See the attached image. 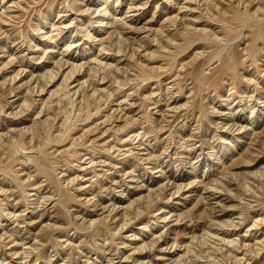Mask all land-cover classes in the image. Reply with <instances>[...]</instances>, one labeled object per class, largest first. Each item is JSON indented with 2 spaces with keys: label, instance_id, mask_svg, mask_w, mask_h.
Wrapping results in <instances>:
<instances>
[{
  "label": "rangeland",
  "instance_id": "rangeland-1",
  "mask_svg": "<svg viewBox=\"0 0 264 264\" xmlns=\"http://www.w3.org/2000/svg\"><path fill=\"white\" fill-rule=\"evenodd\" d=\"M0 95V264H264V0H0Z\"/></svg>",
  "mask_w": 264,
  "mask_h": 264
},
{
  "label": "bare ground",
  "instance_id": "bare-ground-1",
  "mask_svg": "<svg viewBox=\"0 0 264 264\" xmlns=\"http://www.w3.org/2000/svg\"><path fill=\"white\" fill-rule=\"evenodd\" d=\"M103 12H104V11H103ZM108 13H109L108 11H105V12H104V17H106L105 15H107ZM183 28H184V27H183ZM40 29H42V28H40ZM184 30H185V28H184ZM40 31H41V30H40ZM72 46H73V45H72ZM72 46H71V48H72ZM69 48H70V47H68L67 50H70ZM67 50L65 49V51H67ZM67 52H68V51H67ZM67 52H66V53H67ZM68 53H69V52H68ZM91 71H92V70H91ZM72 73L75 74L76 72H72ZM87 74H88V73H87ZM116 74H117V73H116ZM90 75H91V74H90ZM90 75H89V77H90ZM70 76H72V74H71ZM118 76H119V74H118ZM50 78H51V79H54L55 77L52 76V77H50ZM67 78H69V76H67ZM90 78H91V77H90ZM115 78H117V77H115ZM104 79H107V78H104ZM104 79H103V81H105ZM68 80H69V79H68ZM89 80H90V79H89ZM50 81H52V80H50ZM66 81H67V80H66ZM100 81H101V79H100ZM80 88H81V87H80ZM119 88H121V87H119ZM34 89H35V88H34ZM12 90H13V89H12ZM79 91H80V89H79ZM11 92H12V91H11ZM11 92H10V93H11ZM77 92H78V91L76 90L75 93L77 94ZM95 92H97V91H95ZM95 92H94V93H95ZM94 93H93V95H95ZM1 96H2V95H0V97H1ZM89 96H90V95H89ZM84 99H85V98H84ZM81 100H83V99H81ZM86 102H87V100H86ZM82 104H83V103H82ZM79 105H80V104H79ZM80 107H81V106H80ZM83 109H84V108H83ZM78 110H79V109H78ZM98 110H99V109H98ZM65 119H67V118H65ZM73 120H74V119H73ZM77 120H80V119L77 118ZM72 122H73V121H72ZM72 122H71V123H72ZM69 124H70V123H69ZM75 124H76V123H74V125H75ZM69 126H70V125H69ZM69 126H68V127H69ZM72 126H73V125H72ZM76 126H77V125H76ZM74 130H75V129H74ZM70 132H71V131H70ZM61 140H62V139H61ZM59 142H60V141H59ZM146 228H147V226H146ZM136 237H137V236H136ZM134 238H135V237H134ZM239 249H241V248H239Z\"/></svg>",
  "mask_w": 264,
  "mask_h": 264
}]
</instances>
